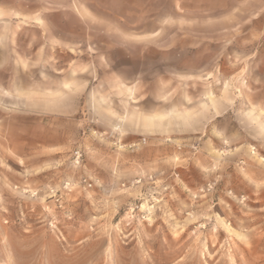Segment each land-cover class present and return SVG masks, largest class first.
<instances>
[{
  "label": "rangeland",
  "instance_id": "obj_1",
  "mask_svg": "<svg viewBox=\"0 0 264 264\" xmlns=\"http://www.w3.org/2000/svg\"><path fill=\"white\" fill-rule=\"evenodd\" d=\"M0 264H264V0H0Z\"/></svg>",
  "mask_w": 264,
  "mask_h": 264
},
{
  "label": "bare ground",
  "instance_id": "obj_2",
  "mask_svg": "<svg viewBox=\"0 0 264 264\" xmlns=\"http://www.w3.org/2000/svg\"><path fill=\"white\" fill-rule=\"evenodd\" d=\"M147 127H149V128L152 127V128H153V124H152V123H148V124H147Z\"/></svg>",
  "mask_w": 264,
  "mask_h": 264
}]
</instances>
